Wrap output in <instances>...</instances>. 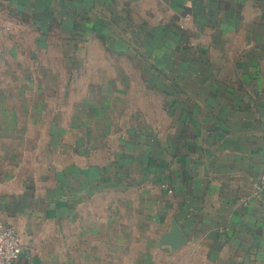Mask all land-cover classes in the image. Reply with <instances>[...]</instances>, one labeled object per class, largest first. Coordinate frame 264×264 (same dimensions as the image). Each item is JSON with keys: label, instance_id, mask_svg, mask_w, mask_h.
I'll use <instances>...</instances> for the list:
<instances>
[{"label": "rangeland", "instance_id": "1", "mask_svg": "<svg viewBox=\"0 0 264 264\" xmlns=\"http://www.w3.org/2000/svg\"><path fill=\"white\" fill-rule=\"evenodd\" d=\"M240 1L223 9L194 0L192 17L155 0L1 1L0 176L7 170L27 182L47 166L66 165V152L84 137L93 136L86 147L112 148L116 137L141 139L151 154L156 141L173 139L180 114L172 96L192 95L199 81L231 78L244 51L264 68V0ZM176 29L181 34L172 37ZM170 82L179 84L172 96L164 92ZM99 194L90 207H107L104 220L81 211L82 239L80 209L71 223L57 217L62 254L53 264H190L177 253L181 246L148 237L143 216L124 205L109 222L127 190L106 185Z\"/></svg>", "mask_w": 264, "mask_h": 264}, {"label": "crops", "instance_id": "2", "mask_svg": "<svg viewBox=\"0 0 264 264\" xmlns=\"http://www.w3.org/2000/svg\"><path fill=\"white\" fill-rule=\"evenodd\" d=\"M9 1L21 7L23 0ZM203 1L223 9L241 2ZM193 2L155 0L171 12L179 8L176 13L184 17H192ZM174 33L178 36L181 30ZM241 55L231 78L199 81L190 96H172L179 84L166 83L164 92L174 97L179 110V129L173 139L156 141L152 154L141 139L125 144L116 137L112 148L93 141L86 147L84 137L76 150L66 152L72 157L66 165L47 166L44 174L27 182L3 171L0 222L14 226L22 239L15 264L55 263L62 254L55 242L54 231L62 234L57 217L66 214L71 223V214L80 209L77 233L82 239L87 223L83 212L98 218L97 223L104 220L99 215L107 207L99 213L90 206L106 185L127 190L126 200H114L109 222H117L113 215L124 205L143 216L148 237L158 241L175 221L186 237L177 253L190 264H264V68L249 60L246 51Z\"/></svg>", "mask_w": 264, "mask_h": 264}, {"label": "built area", "instance_id": "3", "mask_svg": "<svg viewBox=\"0 0 264 264\" xmlns=\"http://www.w3.org/2000/svg\"><path fill=\"white\" fill-rule=\"evenodd\" d=\"M262 179L264 180V166ZM22 252V239L17 229L0 222V264H15Z\"/></svg>", "mask_w": 264, "mask_h": 264}, {"label": "water", "instance_id": "4", "mask_svg": "<svg viewBox=\"0 0 264 264\" xmlns=\"http://www.w3.org/2000/svg\"><path fill=\"white\" fill-rule=\"evenodd\" d=\"M160 242L162 245H168L175 249L186 242V237L179 225L175 221H172L170 229L161 236Z\"/></svg>", "mask_w": 264, "mask_h": 264}, {"label": "trees", "instance_id": "5", "mask_svg": "<svg viewBox=\"0 0 264 264\" xmlns=\"http://www.w3.org/2000/svg\"><path fill=\"white\" fill-rule=\"evenodd\" d=\"M159 29H161V30H164L165 32H167L169 29L166 27V28H159ZM166 34V36L167 35H171L172 36V32L171 33H165ZM176 36V34L174 33V35L172 36V37H175ZM160 68V67H159ZM162 71V70H161Z\"/></svg>", "mask_w": 264, "mask_h": 264}]
</instances>
